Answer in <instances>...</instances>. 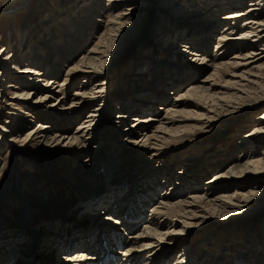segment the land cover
I'll list each match as a JSON object with an SVG mask.
<instances>
[{"label":"rangeland","instance_id":"rangeland-1","mask_svg":"<svg viewBox=\"0 0 264 264\" xmlns=\"http://www.w3.org/2000/svg\"><path fill=\"white\" fill-rule=\"evenodd\" d=\"M79 1L80 0H6L5 3H0V51L1 49L5 50L4 53L0 52V55L2 54L0 58V64H2L0 66V196L2 195L3 198L0 199V253L5 252L6 246H8L4 244L5 240H9V245L11 246L26 240V243H31V247L23 248V250L27 251V253L29 252V257L27 258L25 256L23 259H27L30 264L32 261L34 264H57L58 258H53V261H48V263L43 261V259H45L43 256L46 255L45 253L47 252V246H50V242H48L47 239L51 237V235L47 234L53 233L56 234V236H61L60 232H65V234H67L70 230L65 229L63 231L62 227L57 223L55 227H47L46 223L50 220L61 218V221H66L75 228L97 226L96 228L100 229L98 225H95L98 223H93L92 218L85 219V215L89 214L90 209L78 211L76 208L80 207V209H83L84 207H90L91 199L94 200L93 196L104 194L106 192L107 184H111V189H113V187L117 188L118 185L111 183L112 174H116V172L120 174L118 182H121L120 188L123 186L121 193V196L123 197L124 194H129L131 190L134 192V188L138 189L140 187L145 190L147 195H150L151 193L146 184L149 183V181L152 182L153 180L148 179V173L157 174L158 177H155V179L158 178L157 181L160 180L158 182H162V180L165 179L164 177L168 175L171 179V186L170 189L168 187V192L171 194L176 203L180 200H185L189 195H193L192 192L194 188L196 189L199 186L204 188L206 185L202 186V184L207 182L214 175L226 172L232 167H235V171H238L239 167H241L245 162L252 161V159H254L253 156L257 157L259 154H263L261 158L264 161V152L260 153L258 151H254V149L251 150V148H249L250 143H246L244 148L240 147V149H242L241 153L239 152L240 150H238L239 147L235 146L244 140V136L242 137L243 134L249 132L253 128L254 124H258L254 122H256V117L264 112V105L260 106V103L257 102L256 104L249 103L240 107L239 105H234L233 100H229L228 105L230 107L225 108H221L220 106L217 107L214 103L213 105L217 108L213 109L217 112L211 109L212 113H208L207 115L206 112L197 110L190 105L188 108H183V110L185 109L184 112L180 117H177L178 122L172 126L175 130L178 128V132L173 129L177 133H175V135H169V137H171L175 142L172 141L171 138H168V140L171 141L165 143L167 145L165 147L170 151L168 153L162 152L155 161L159 164V166H162L160 170L154 169L156 164L153 165L147 163L146 160L148 158L146 156L144 159L140 158L137 161L136 158L133 157L129 160H125L126 158L121 155L119 151L120 144L118 143L121 135L120 133L118 134V132L124 125H129L130 123L127 121L125 124H116L118 114H126L127 111H130V113L132 112L131 116L139 115L138 113H141V111L138 110L136 106H140V104L144 105V103H150L152 110L141 114V116L139 115L140 118L145 119L147 117H154L155 115L163 117V114L160 111L161 109L157 110V108L164 106V103L148 99L150 93H142L139 96L138 91H141L140 89L142 88L145 89V91L147 89L150 91L160 89L162 95L166 99H169V101L173 99L172 96H168L167 94L173 88L166 86L161 89V83H155L153 79L156 75L167 74L166 71L164 74V69H160V67H158L159 65H154V61H157V59L150 58L138 62L141 56L149 57L153 54L154 56H157L158 48L164 49V53L166 55H172V59L170 60L172 62H175L176 58H180V56L176 55V53L180 51V47L175 50L171 49V53L170 48L167 47L168 43L170 41H175L177 37H173L175 34H172L168 30L166 32L164 29L162 30L160 18H157V13L155 12V10L158 9V4L161 9V2L158 0H150L151 7L153 9L155 8V10H150L148 13L145 11L141 12L142 14L139 15L138 18L143 16L144 13H147L148 19L145 21L143 26L139 27L136 34L125 43V48L123 47L114 56L115 64L113 65V68L108 70V66L106 69V72L108 71V82L106 83L107 93L115 89H117L120 93L115 95L106 94V107H104L103 111L100 112V114L103 113V115L98 119L99 121L101 120V133L99 134L96 130L93 131L89 138L90 140L87 141L89 144L88 150L81 157L87 158L90 152H92L90 159L96 167V175L82 180L77 178L76 169L78 167L76 168L75 165L78 161L75 157L76 154H73L71 158L68 156L69 159H64L58 155L63 154L61 147L67 142L66 140H63L62 137L60 140V143H62L59 144L58 147L56 146V149L53 151L52 149L49 151H41L42 148H45V145L43 146L41 142H38L40 141L39 139H33L31 136V148H27L29 146L27 141L30 140L28 139L23 143L22 141L26 139L33 128H37L40 124L41 128H46L48 125L51 127L45 131L43 130L44 135L49 134L48 138L51 137V130L54 128L53 125L55 124L53 121L55 120L57 122L59 119L56 120L55 118L50 117L51 115L49 114L52 113L48 110L49 105L54 102L55 97L59 96H62L66 102L68 101L67 104H70L72 96L75 93L74 91H77L82 84L86 83L83 82L85 75H79L77 79L69 81L68 87L64 90L63 95L62 92H58L60 88L56 85H59L60 82L64 80L66 70H68L69 67L78 64L79 59L85 56L86 52L93 47L95 38L99 37L108 26L107 22L110 18V15L108 14L109 11H107L108 8H110V5L108 6V0H99L98 3L100 7H97L98 9L91 10L88 8L89 11H100V14L95 16L93 15V17L88 21L86 20V22H84L81 18V13H83V11L80 10L79 5H77ZM192 1L195 0H189L190 3H186L185 5H190L193 9L196 7H198L196 9H201L202 7L201 11L204 13L206 10L207 12L210 11L207 6H209L211 4L210 2L214 0H206L207 3H205V5L197 6H193ZM247 4H249V2ZM136 6L137 5L135 4L134 7ZM222 8L223 6L220 4V9L222 10ZM124 9L125 7H123V5L120 6L116 9V11H114L115 13L113 12V15L118 14L120 10L123 11ZM188 11L190 10L188 9L184 13L188 14ZM78 12H80V14ZM226 12L228 11L216 13V21H220ZM162 13L163 11H161L160 14ZM183 17L185 20L188 19L186 15H183ZM188 22L191 23L190 21ZM60 23L61 26H58ZM81 23H85L86 27H84ZM85 28H87V30ZM240 28L241 25L236 29L237 31L234 35L229 36L231 41H229L228 44L232 47V50L228 51L226 54L227 56H225L224 59L222 58L215 63L230 64L233 62V52H236L237 48H235V45L239 43V41H233L232 39L240 34V31H238ZM83 31L85 34L88 33V35L83 37L85 41L83 40L82 42L77 35H81L79 33ZM173 31L175 32V30ZM218 32L220 33V30H216L213 37L207 41V51L209 57L207 55L203 56L208 61H210V57H212V55H216L213 47L215 46L214 40L218 37ZM55 36H59L58 39ZM163 36L167 38L165 40L158 41V39ZM55 38L59 42L56 47L49 44V42H52ZM19 41H24V44H21ZM45 41L48 42L45 54L52 53L53 57L50 56L51 66L53 65V71L57 72V77L54 80L56 84L53 86V88L57 87L54 89L57 93H55L52 99L44 101L45 103L42 102L32 105L34 103V99L45 95V88L41 87L42 84L36 85L35 83L29 81L28 76L19 74L20 71L18 70L24 68L23 64H27L22 59L23 54L25 52H29L30 50H33L34 53L35 50L31 49L33 48L32 46L35 45L37 47L38 44L42 42L44 43ZM56 41L54 40L53 42L55 43ZM156 42L162 45H159L158 47L156 46ZM263 45L264 44L256 43L252 45L253 50H251V55L249 54L246 57L240 56L241 58L239 57L238 60L234 59L239 64L236 69L224 66V68L218 70L217 75L215 76L216 79L220 81L217 83L216 88L218 89L214 88L211 90L209 86L208 90H211L209 92L211 94H217V99L224 97L227 98V95L229 96L237 90H245V92L253 91V89L258 86L257 83L260 82L263 84ZM63 49H66V51L63 52ZM242 55L244 56L246 54L243 52ZM9 56L11 57L9 58ZM4 58L9 59L2 61ZM33 59L34 58L31 60ZM39 60L41 59L39 58ZM141 62L144 64H140ZM211 63L207 62L204 66L200 67L202 70L199 72L198 77L197 73H193L196 76L197 82L198 80L200 82V79H204V77L213 73L211 68H214L213 65L215 64H213V67L210 68L208 66H211ZM38 65L43 66L44 62L38 63ZM260 65H262L261 68L257 69ZM164 66H167V64L164 63L162 67ZM176 70H180L178 66ZM138 71H143L145 75L142 83L135 84V76ZM231 72L236 73L235 77H230ZM133 74L135 76L132 77L131 75ZM53 75L54 74H50V77ZM42 79L43 78L40 80ZM159 79H165V77H160ZM148 80L151 81L152 84H148L146 82ZM9 82L16 86V88H19L17 90L10 89L9 91L13 93L15 92L17 96L20 93L24 94V92H31L29 99L27 101H23L24 97L22 95L20 97L23 99H20V101H13V105L10 106L9 104L11 103L6 102L7 98H9V93H7L6 88ZM192 82L193 81H189L182 84L177 93L185 90L186 86ZM208 83L209 85L212 84L213 79ZM208 83L199 84L204 85L207 88ZM140 86H142V88ZM224 88L230 89L228 90ZM135 89L136 91H134ZM22 90H24V92ZM37 90L38 92H36ZM6 93L7 95H5ZM30 99H32V101H30ZM103 101L104 100L102 99L91 103L88 102L85 108L82 109L78 119L70 123L69 126L62 121H59V126L62 129L65 125L67 126L66 132L68 134L74 133L77 125L81 121L85 122L86 120H91L87 117L90 115L92 109H94V107L98 104L101 105V102ZM131 102L135 104L133 109L130 108ZM211 103L213 102L207 100V106L205 107H210V105H212ZM140 107L143 106L141 105ZM54 111L56 110H52V112ZM23 112L25 113L23 114ZM26 113H28V115ZM16 115L18 117H15ZM76 115L79 114L76 113ZM21 121H24L25 128L22 127L23 124L18 123ZM155 125H157V123H155ZM143 126L146 127L147 130H152L151 126L147 124H144ZM2 127L4 128L3 130H5L4 133L2 131ZM118 127L121 128L118 130ZM19 128H21V132L16 131V129ZM109 128H111L113 132L110 131ZM140 131L142 133L143 128ZM61 132L64 133V130L62 129ZM97 133L99 134V137H96ZM42 135L43 133L40 136ZM14 137L17 139L16 141H19L20 143L16 142L13 146L12 139ZM87 137H85V139ZM137 137H139V135ZM254 142H260L261 145L259 147L264 148V139L259 140L257 138ZM98 146H102V148L98 151L99 153L97 152L96 154L94 152L95 150H92V148ZM36 149L40 150L33 152V150ZM129 151L133 152L134 150L131 149ZM165 154L167 155L165 156ZM188 156H191L190 158L193 159V161L192 163L186 164H192V168H188L187 172L185 171L186 175L176 177L182 169V164H184L182 163V160L186 159ZM45 162H47V164ZM118 163L119 165L121 163L119 167ZM88 164L89 162L84 165V170L89 172L91 170L89 169L90 166ZM104 166H107V168ZM160 171H162L161 175H159ZM93 177H95V179H93ZM144 177H147V179H145L143 183L140 180ZM253 177L255 176L253 175L248 180H246L247 177L245 178V175L243 177H238L235 182V186L233 185V187H230L227 193H229V195L233 194L232 192L235 189H238V193L246 196L250 194L249 192L251 190L256 192L262 191L263 193L264 183L254 185L252 182V179H254ZM225 182L228 181H220L217 184V187ZM155 188L157 189L158 186H155ZM178 189L181 194L177 193ZM163 190L164 189H161V191ZM137 192H141V190H137ZM214 193L218 194L219 190H216ZM42 195H44V198H47V202L46 199L42 201ZM80 195L85 197L83 198L85 201L80 200ZM118 197H120V195H118ZM262 198H264V195ZM128 201L131 205L138 203L136 198L133 196L129 197ZM158 202L157 197L152 198V202L148 201L147 206L140 203V205H142L141 209H145V211L143 212L142 220L139 225H146L147 218L150 215L149 211L151 206H156ZM262 203H264V199L250 201L249 204L245 205V209L241 208L243 209L241 214L234 215L229 218H221L218 224H212L208 227L205 235H201V233H199L198 235H195V237L193 236L192 239H187L189 240L187 241L189 249H191L194 245L196 246V249L198 248V256L196 258L197 263L200 264V262L205 259L203 254L205 252H209V254L213 256L211 261H209L211 264H233V261L244 260L242 259L243 255L248 256V264H264V208L258 210L262 206ZM238 205L240 207L244 206L242 203H239ZM90 208L94 210V208ZM22 209H29L27 210L28 214H25ZM101 209L102 207L95 206V213H100ZM114 217H111V219L113 220ZM134 217L139 218V216ZM28 222L35 225L30 226L29 224L30 228L28 227ZM235 222L240 224H236ZM36 227H43L42 229H44V233L41 234L42 240H35L31 234L32 231L30 232L31 229ZM140 229L142 228L139 226V228L137 227V230L134 232L138 233ZM17 230L20 231V233H23L20 238L16 234ZM132 232L130 231L129 234ZM65 234H63L62 240L64 239ZM125 234L126 236L128 235L126 232ZM69 235L70 234H68V236ZM214 235L216 236L214 237ZM202 236H209L206 239L208 242L207 249L204 248V245H196L197 241L200 240L199 238ZM23 237L24 239H22ZM204 237H202V239ZM64 241L70 242L73 240L69 237L68 239H64ZM216 241H219L220 243H216ZM97 242L100 247L99 241ZM182 244L183 243H181V245ZM96 245L97 243L91 244V248L95 250L89 253V255L97 254ZM185 247L182 246L179 249L183 248L184 250ZM62 248H57V253H54L55 257L63 254ZM113 249L114 254H118L121 251L118 250L119 248L117 247L116 249L113 247ZM43 250L44 253L40 255ZM72 251L73 252H71V254H75V249ZM201 254L203 256H201ZM37 256H39V259L36 260L35 258ZM172 261H169V263L171 264Z\"/></svg>","mask_w":264,"mask_h":264},{"label":"bare ground","instance_id":"bare-ground-1","mask_svg":"<svg viewBox=\"0 0 264 264\" xmlns=\"http://www.w3.org/2000/svg\"><path fill=\"white\" fill-rule=\"evenodd\" d=\"M98 1L99 0H80L77 3L80 10L83 11V13H81V18L82 20H84V22L91 19L93 15L95 16L100 14V11L88 10V8H90L91 10L98 9L100 7ZM158 1L161 2L162 10L160 9L159 4L157 6L158 9H153L151 7L150 0H108V6L110 5V8L106 10L109 11L108 14L110 15V18L107 22V28L103 31V33H101L99 37L95 38L93 47L86 52L85 56L79 59L78 64L75 66H71L68 68V70H66L64 80L56 86L60 88L58 92H62L63 95L64 90L68 87L69 81H71L72 79H77L79 75H85V77L83 78V82L86 83L82 84L77 91H74L75 93L72 96V101L70 102V104H67L68 101L66 102L62 96L55 97L54 102L49 105L48 110L51 111L50 113H52L49 114L51 115L50 117L59 120H57V122L55 120L53 121L55 122V124L53 125L54 128L51 130L52 133L50 132L51 137L48 138L49 134L44 135L43 132V130L45 131L46 129L51 128L49 125L46 128H41V124H37V128L35 127L32 129V131L30 130L31 132L28 134L26 139L22 141L23 143L28 139L30 140L27 141V144H29L27 148H31V140L32 138H35L39 139L40 141L38 142H41L43 146L45 145V148H42L41 151H49L51 149L53 151L54 149H56V146L58 147V145L62 143H60L62 137L63 140H66L67 142L61 147L63 154L58 155L66 159L68 158V156L69 158H71L73 154H76L75 157L78 161V163L75 165L76 168L78 167L76 169L77 178H79V180H82L86 179L87 177L89 178L96 175V167L90 159L92 152H90L87 158L81 157L88 150L89 144L87 143V141L90 140L89 138L92 135L93 131L96 130L99 134L101 133V120L99 121L98 119L102 117L103 113L100 114V112H102L104 107H106V94L115 95L120 93L117 89L111 90L107 93L106 83L108 82V71L106 72V69L108 66V70L113 68V65L115 64L114 56L123 47L125 48V43L128 42L130 38H132L136 34L140 26H143L145 21L148 19L147 13L150 10H155V12L157 13L156 16L158 19L160 18L162 30L164 29L165 32L168 30L172 34H175L174 36L171 34L173 37H177L175 41H170L167 47L170 48V53L172 51L171 49L175 50L180 47V51L176 53V55L180 56V58H176L175 62L170 61L172 59V55H166L164 53V49L162 48H158L157 56H154L153 54L149 57H140L138 62L150 58L157 59V61H154V65H159L158 67H160V69H164V74L165 71L167 74H159L156 75V77H152L155 83H161V89L166 86L173 88L170 92L167 93L168 96H172L173 99L170 101L169 99H166L162 95L160 89L151 91L147 89L145 91V89L140 86L142 89H140L141 91H138L139 96L142 93H150L148 99L164 103V106H160L159 108H157V110L161 109L160 111L162 112L163 117L155 115L154 117H147L145 119L140 118L141 114L147 113L148 111L150 112L152 110L150 103H144V105L140 104V106L142 105L143 107L136 106V108L141 111V113H138L140 116H131L132 112L130 113V111H127L126 114H118V118H116V124H125L127 121L130 123L129 125H124L118 132V134L120 133L121 135L120 141L118 142L120 144L119 151L121 155L126 158L125 160H129L131 159V157H133L138 161L140 158L144 159L146 156L148 158L146 160L147 163L153 165L156 164L154 169L160 170L162 166H159V164H157L155 161L158 159L162 152L168 153L170 151L165 147L167 146L165 143L171 140L174 141L171 137H169V135H175V133L178 132V128L175 130L174 128H172V126L175 125L176 122H178L177 117H180L182 115L185 110H183V108H188L189 105L193 106L197 110L206 112V115L208 113H212L211 109L213 111H216L214 109H216L218 106H220L221 108L230 107L228 105L229 100H233L234 105H239L240 107H243L249 103L256 104L257 102L260 103V106L264 105V83L261 84L260 82L257 83L258 86L253 89V91L245 92V90H235L236 92L230 94L229 96L227 95V98L224 97L217 99V94H211L209 92L214 88L218 89L216 87L217 83H219L220 81L215 77L218 70L224 68V66L230 67L231 69H236L239 64L234 59L238 60L240 56L246 57L249 54L251 55V50H253L252 45L256 43L264 44V0H214L210 2L211 4L209 6H207L210 11L207 12L206 10V12L204 13L203 11H201L202 7L201 9H196L198 7L193 9L192 6L185 5L186 3H190L189 0ZM192 2L193 6L205 5V3H207L206 0H195ZM248 2L249 4H247ZM135 4L137 5L136 7H134ZM220 4L223 6L222 10L220 9ZM122 5L123 7H125V9L123 11L120 10L119 13L117 12L118 14L113 15V12ZM188 9L190 10L187 12L188 14L184 13ZM160 10L163 11L162 14H160ZM142 11H145L147 13H144L143 16H140V18H138V16L142 14ZM223 11L228 12H226V14L222 16L220 21H216V13ZM78 13L80 14V12ZM183 15H186L188 19L185 20ZM188 21H190L191 23H189ZM81 24L86 27L85 23ZM237 24L238 27L241 25V28L240 30H238L240 31V34L232 39L233 41H239V43L235 45V48L237 49L236 52H233V60L230 59L233 62L230 64L215 63L222 58L224 59L225 56H227L226 54L228 53V51L232 50V47H230V45L228 44V42L231 41V39H229V36H232L236 33V29L238 28ZM59 25L61 26V23L58 24V26ZM85 29L87 30V28ZM173 30H175V32ZM216 30H220V33L218 32V37H216V39L214 40L215 46L213 48L216 55H212V57H210V61H208L203 55H207L209 57L207 51V41H209V39L213 37ZM79 34L81 35H77V37H79L82 42L83 40L85 41L83 37H86L88 33L85 34V32L83 31ZM55 37L58 39L57 36ZM56 38L54 39L55 41L57 40ZM166 38L167 37L163 36L158 39V41L165 40ZM53 41H50L49 44L56 47L57 43L59 42L58 40L55 43ZM19 42L21 44H24V41ZM47 43V41H45L44 43L42 42L38 44L37 47L33 44L34 46H32L33 48L31 49H34L35 52L33 53V50H30L29 52H25L23 54V57L21 56L27 64H23L24 68L18 70L20 71L19 74L28 76L29 81L35 83L36 85L42 84L41 87L45 88V95L34 99V103L32 105L42 102L45 103L44 101H47V99H52L55 93H57V91H54V89L57 87L53 88V86L56 84L54 80L57 77V72L53 71V65L51 66L50 56L53 57L52 53L45 54L46 47H48ZM159 45L162 44L156 42V46L159 47ZM262 47H264V45ZM62 51L64 52L66 51V49H63ZM262 51V53H264V50ZM0 52L4 53L5 50L1 49ZM243 52L246 55L243 56ZM1 56L2 54L0 55V58ZM10 57L11 56H9V58ZM9 58H4L2 59V61L8 60ZM32 58L34 59L31 60ZM39 58L41 60H39ZM41 62H44L43 66L38 65V63ZM207 62H212L211 66L208 67L211 68L214 66V68H211L213 73L204 77V79H200V82L199 80L197 82L196 76L193 73H197L198 77L199 72L202 70L200 67L204 66ZM164 63H166L167 66L162 67ZM140 64L144 63L141 62ZM1 65L2 64H0V66ZM177 66L180 69L179 71L176 70ZM261 66L262 65L258 66L257 69L261 68ZM50 74L54 75L50 77ZM235 74V72H231L230 77H235ZM144 75L145 73H143V71H138L136 72V76L134 74L131 76L136 77V81H134V83L136 84L142 83ZM160 77H165V79L160 80ZM41 78L43 79L40 80ZM212 79L213 83L209 85L208 82L212 81ZM189 81L193 82L187 85L185 90L177 93L179 87ZM146 82L148 84H152V82L149 80ZM199 83H208V87L206 88L204 85H200ZM209 86L211 90H208ZM6 88L7 93H9V98H7L6 102H10V106L13 105V101H20V99H23L20 97L22 95L24 97L23 101H27L31 96V92H24V90H22L24 94L20 93L18 96L15 92L13 93L9 91L10 89H19L16 88V86L12 85L10 82ZM224 89L229 90L230 88ZM134 91H136V89ZM36 92H38V90ZM7 93L5 95H7ZM102 99L104 101L101 102V105H96L94 109H92L90 115L88 114L89 116L87 118L91 119L90 121H81L77 125L74 133L68 134L66 132L67 126L65 125L64 127H62L64 133L61 132L62 129L58 124L59 121H62L69 126L70 123L80 117L82 109L85 108L88 102L91 103L93 101ZM207 100L213 102L211 103L212 105L208 107L209 109L205 107L207 106ZM30 101H32V99H30ZM214 103L217 107L213 105ZM130 105V108L133 109L135 104L131 102ZM52 110L56 111L52 112ZM24 113L25 112H23V114ZM76 113L79 115H76ZM26 114L28 115V113ZM15 117L18 116L16 115ZM255 121L256 122L254 123L258 124H254L253 128L249 132L243 134L242 137L244 136V140L235 145L239 147L238 150H240V153L242 150L240 149V147L244 148L246 143H250L249 148H251V150L254 149V151H258L260 153L264 152V148L259 147L261 145L260 142H254L257 138L259 140L264 139V112L257 116ZM18 123L23 124L22 127L25 128L24 121ZM155 123H157V125H155ZM144 124L151 126L152 130H147V128L143 126ZM60 125L63 126L62 124ZM120 128L118 127V130ZM142 128L143 132L141 133L140 130ZM3 129L4 128L2 127V131L4 133L5 130ZM109 129L110 131H112L111 128ZM173 129L177 132H175ZM20 130L21 128L16 129V131ZM42 133L43 135L40 136ZM98 133L96 137H99ZM138 135L139 137H137ZM30 136L32 138H30ZM85 137L87 138L85 139ZM168 138H171V140H168ZM16 140L17 139L15 137L12 139L13 146L16 144V142L20 143ZM101 148L102 146H98L92 148V150H95L94 152L97 154V152ZM131 149L134 151L130 152L129 150ZM37 150L38 149L33 150V152H36ZM166 155L167 154H165V156ZM262 155L263 154H259L257 157L253 156L254 159H252V161L250 162H245L241 167H239V170L237 169L238 171H235V167H232L229 168L226 172L216 174L217 176L214 175L207 182L202 184V186L206 185L204 188H202L201 186L197 187L196 189L194 188L192 192L193 195H189L185 200H180L176 203L171 194H169L168 192L171 186V179L168 177V175L164 177L165 179L162 180V182H158L160 180L157 181L158 178L155 179V177H158L157 174L148 173V179L153 180L152 182L149 181V183L146 184L148 190L151 193L150 195H147L145 190L140 187L138 189L134 188V192L133 190H131L129 194H124L123 197L121 196L123 186L120 188L121 182H118V180L120 179V174L116 172V174H112L111 183L118 185L117 188L113 187V189H111V184H107L106 192L104 194L93 196L95 202L91 199L90 207L94 208V210H92L90 207H84L83 209H80V207L76 208V210L78 211L90 209L89 214L85 215V219L92 218L93 223H98L95 225H98L100 229L96 228L97 226L75 228L68 222L63 220L61 221V218L48 221L46 223L47 227H55L57 223L62 227L63 231L65 229L70 231L69 233L67 232V234H65V232H60L61 236H56V234L53 233L47 234L51 235V237L47 239L48 242H50V246H47V252L45 253L46 255L43 256L45 258L43 259V261L48 263V261H53V258H58L57 264H170L169 261L173 260L171 264H196L198 248L196 249V246L194 245L191 249H189L187 243V241L189 240L187 239H192L193 236L195 237V235H198L199 233H201V235H205L207 233L208 227H210L212 224H218L221 218H229L234 215L241 214L243 212V209L241 208H244L245 205L249 204L250 201L264 199L262 198L264 192H256L251 189V191L249 192L250 194L247 193V196L238 193V189H235L232 192L233 194L229 195V193H227L230 187H233V185L235 186L237 178L243 177L244 175L245 178L247 177L246 180L254 175L255 177H253L254 179H252L254 185H260L261 183H264V161L261 158ZM190 157L191 156H188L186 157V159L182 160V163L184 164H182V169L179 171L176 177L186 175L188 168H192V164H186L192 163L193 159H191ZM88 162V165L90 166L89 169L91 170L89 172L84 170V165ZM45 163L47 164V162ZM120 165L118 163V167ZM104 167L107 168V166ZM161 174L162 171L159 172V175ZM93 179H95V177H93ZM145 179H147V177L141 178L140 181L144 183ZM220 181L228 182H225L222 185H218L217 187V184ZM155 186H158V188L156 189ZM161 189L164 190L161 191ZM137 190H141V192H137ZM216 190H219L218 194L214 193ZM177 193L181 194L179 189L177 190ZM118 195H120V197H118ZM131 196L136 198V200L138 201L137 204L131 205L129 203L128 200ZM157 197L159 202L156 204V206H151L149 211L150 215L147 218L146 225H139L140 221L142 220L143 212L145 211V209H141L142 205H140V203L144 204V206H147L148 201L152 202V198ZM79 198L80 200L85 201V199H83L85 197L80 195ZM0 199H3L2 195L0 196ZM45 199L47 202V198H44V195H42V201H44ZM239 203L244 204V206L240 207L238 205ZM95 206L102 207L100 213H95ZM262 208H264V203H262V206L258 210ZM27 210L22 209L25 214H28ZM134 216H139V218H135ZM111 217H114V221L111 219ZM235 223L237 224L238 222ZM27 224L28 227H30L31 225H35L29 222ZM139 226L142 229H140L138 233H135L134 231L137 230V227L139 228ZM42 228L43 227H36L30 230V232L32 231L31 234L33 235V238L35 240H42L41 234L44 233V229ZM130 231L133 232L129 234ZM125 232L128 234L127 236ZM16 234L20 238L23 233H20V231L17 230ZM63 234H65L64 239H68L70 237V239L74 242H65L64 239L62 240ZM68 234L70 235L68 236ZM215 236L216 235H214V237ZM202 237L199 238L200 240L197 241L196 245H204V248L207 249L208 242L206 239L209 236H205L203 239ZM22 239H24V237ZM97 241H99L100 247L98 246ZM4 242V244L8 246H6L5 252H3V250L1 251L3 253H0V264H30L28 263L27 259H23L25 256L27 258L29 257V252L27 253V251L23 250V248L31 247V243H26V240H24L23 242L11 246L9 245V240H5ZM218 242L219 241H216V243ZM92 243H97L96 255H89V253L95 250L91 248ZM181 243L183 244L181 245ZM182 246H186L184 250L183 248L179 249ZM59 247H63V254L55 257L54 253H57V248ZM113 247H115V249L116 247L119 248L118 250H121L120 253L117 252L118 254H114ZM71 249H75V254H71V252H73ZM44 250L42 253H40V255L44 253ZM203 255L205 256V259H203L200 264H211L209 261H211L213 256H211L209 252H205ZM203 255L201 254V256ZM35 259H39V256H37ZM242 259L244 260L233 261V264H248L247 255H243ZM31 264H34L33 261L31 262Z\"/></svg>","mask_w":264,"mask_h":264},{"label":"snow or ice","instance_id":"snow-or-ice-1","mask_svg":"<svg viewBox=\"0 0 264 264\" xmlns=\"http://www.w3.org/2000/svg\"><path fill=\"white\" fill-rule=\"evenodd\" d=\"M6 2V0H0V3H5Z\"/></svg>","mask_w":264,"mask_h":264}]
</instances>
